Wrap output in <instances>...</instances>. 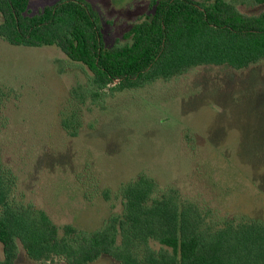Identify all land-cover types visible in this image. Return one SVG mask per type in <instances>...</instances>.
<instances>
[{
  "label": "rangeland",
  "instance_id": "1",
  "mask_svg": "<svg viewBox=\"0 0 264 264\" xmlns=\"http://www.w3.org/2000/svg\"><path fill=\"white\" fill-rule=\"evenodd\" d=\"M55 1L30 0L29 8L35 13ZM87 1L108 46L121 42L152 2ZM229 1L249 14L263 8ZM82 66L56 45H12L0 37L2 161L25 200L60 229L91 231L120 213L119 187L144 174L214 222L238 215L264 221V60L243 69L197 66L140 88L104 89L98 102L71 92L87 86ZM64 115L76 134L62 128ZM60 260L36 262L19 246L16 264ZM90 264L117 263L102 255Z\"/></svg>",
  "mask_w": 264,
  "mask_h": 264
},
{
  "label": "trees",
  "instance_id": "2",
  "mask_svg": "<svg viewBox=\"0 0 264 264\" xmlns=\"http://www.w3.org/2000/svg\"><path fill=\"white\" fill-rule=\"evenodd\" d=\"M29 3L0 0V37L12 45H56L87 70V86L71 92L81 90L94 102L104 89L140 88L197 66L243 69L264 60V0H253L263 6L253 14L229 0H152L149 13L109 46L87 0H56L35 13ZM74 125L61 118L70 135L77 133ZM2 159L0 141V264H16L19 246L42 263L90 264L106 255L117 264H264L263 220L238 215L214 222L195 202L174 188L161 190L144 174L119 187L121 211L100 228L60 229L25 200Z\"/></svg>",
  "mask_w": 264,
  "mask_h": 264
}]
</instances>
